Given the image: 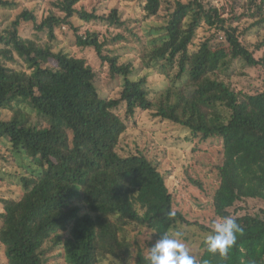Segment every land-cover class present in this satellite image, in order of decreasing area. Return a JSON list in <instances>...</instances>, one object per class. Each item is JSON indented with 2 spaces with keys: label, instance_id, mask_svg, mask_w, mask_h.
<instances>
[{
  "label": "trees",
  "instance_id": "1",
  "mask_svg": "<svg viewBox=\"0 0 264 264\" xmlns=\"http://www.w3.org/2000/svg\"><path fill=\"white\" fill-rule=\"evenodd\" d=\"M81 1L63 0V18L52 12L38 19L25 10L0 36L6 47L0 50V112L13 111L8 120L0 117V142L10 147L25 171L21 194L0 198V248L6 264H48L58 248L68 264H147L148 253L139 248L134 254L131 232L149 230L158 239L184 227L206 234L197 264H264V89L249 94L231 84L234 61L264 68V60H257L245 46L224 10L206 0H179L143 52L144 67L168 82L155 90L146 77L133 78L131 63L106 54L98 33L78 34L71 25L73 17L86 23L124 24L118 9L98 16L76 9ZM140 2L148 22L159 15L164 0ZM249 2L255 7L253 15H260L256 25L263 26L264 0ZM5 4L0 0V6ZM22 22H33L35 31L50 39L58 26L71 25L78 46L93 48L112 77L122 78L119 97H101L96 73L85 59L22 38ZM204 25L216 33L191 51ZM220 33L224 42H219ZM14 52L24 69L6 62L14 61ZM26 105L49 125L30 122L22 111ZM120 108L125 118L116 113ZM138 111H151L154 118L187 129L193 138L222 141L214 211L218 221L231 217L242 229L226 256L206 250L212 226L191 221L175 209L159 162L142 151L125 156L118 152L126 120ZM247 200H258L263 207L242 214L239 205Z\"/></svg>",
  "mask_w": 264,
  "mask_h": 264
},
{
  "label": "rangeland",
  "instance_id": "2",
  "mask_svg": "<svg viewBox=\"0 0 264 264\" xmlns=\"http://www.w3.org/2000/svg\"><path fill=\"white\" fill-rule=\"evenodd\" d=\"M4 1L7 4L0 6V36L5 34V30L25 10L35 14L38 19L52 12L61 18L65 16L59 8L63 0ZM176 1L179 0H164L159 15L153 21L146 22L143 20L140 0H82L75 6L76 9L87 12L95 11L98 16H105L116 8L124 24L110 26L101 20L86 23L73 17L71 25L79 29V35H85L88 31L98 33L99 40L105 44L106 54L117 55L121 58V62L131 63L134 67V79L146 77L149 87L161 90L168 84L166 76L144 67L143 52L152 38L151 35L156 32L155 29L166 24L169 14L175 8ZM180 1L187 3L190 0ZM206 1L221 11L224 10L225 18L232 17L231 24L239 29L238 33L245 46L255 52L257 60H264V24L263 26L256 25L260 15H253L254 5L249 0ZM235 16L240 19H233ZM71 25L58 26L54 31L55 38L50 39L47 34L35 31L33 22H22L19 35L24 39L47 43L52 47L53 52L64 51L85 59L96 73L95 84L101 97L106 99L119 97L123 84L122 78L112 77L109 66L102 62L93 48L78 46L76 33ZM215 33V28L202 26L193 41L191 51L197 50L205 39ZM119 36L122 39H117ZM224 40V34L220 33L219 42H224ZM5 48L0 42V50ZM13 59L14 61H5L12 68H25L24 61L15 52ZM231 70L233 71L231 84L237 91L254 94L264 89V68L262 66L251 68L241 61H234ZM22 111L23 114L29 116L30 122L41 124L43 127L49 125L29 105L23 106ZM116 113L125 118L124 108L118 109ZM12 116L13 111L9 109L0 112L2 119L8 120ZM126 126L127 129L120 138L118 152L125 156L142 151L151 160L159 162L160 171L165 176L166 184L174 196L175 209L187 215L191 221H198L209 227L213 223L221 222L215 215L213 197L220 181L217 166L223 162L222 141L215 138L210 140L193 138L187 129L169 121L154 118L151 111H138L133 118L126 120ZM24 174V169L14 157L10 147L1 141L0 198L16 197L21 194V178ZM239 206L245 210L241 212L242 214L245 212L254 214L263 207V203L258 200H247ZM178 231L183 232V239L190 249V254L196 259L199 258L202 252V239L206 234L198 228L189 227ZM138 233L131 232L130 234L135 246L134 254H137L139 248L148 253L150 247L156 242L157 236L149 230ZM62 252V248L54 249L50 254L48 264H68ZM111 261L108 264L112 263ZM0 264H6V256L2 248H0ZM113 264L122 263L116 260Z\"/></svg>",
  "mask_w": 264,
  "mask_h": 264
},
{
  "label": "clouds",
  "instance_id": "3",
  "mask_svg": "<svg viewBox=\"0 0 264 264\" xmlns=\"http://www.w3.org/2000/svg\"><path fill=\"white\" fill-rule=\"evenodd\" d=\"M174 215L175 213H169V216ZM240 232L242 229L235 219L224 217L222 222L213 223L211 234L205 240L206 250L213 254L226 256L236 242L237 233ZM183 236L182 231L159 236L149 249L146 257L147 264H197Z\"/></svg>",
  "mask_w": 264,
  "mask_h": 264
}]
</instances>
